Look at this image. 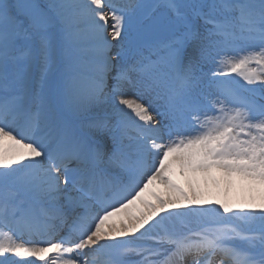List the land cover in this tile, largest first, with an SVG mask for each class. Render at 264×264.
Masks as SVG:
<instances>
[{"label": "snow or ice", "instance_id": "1", "mask_svg": "<svg viewBox=\"0 0 264 264\" xmlns=\"http://www.w3.org/2000/svg\"><path fill=\"white\" fill-rule=\"evenodd\" d=\"M0 264H264V0H0Z\"/></svg>", "mask_w": 264, "mask_h": 264}, {"label": "bare ground", "instance_id": "2", "mask_svg": "<svg viewBox=\"0 0 264 264\" xmlns=\"http://www.w3.org/2000/svg\"><path fill=\"white\" fill-rule=\"evenodd\" d=\"M185 183L186 185H184V187L187 188V182ZM200 188L201 190L204 191L205 198L211 197L213 199H220V200L225 199L224 192L222 190H218L213 185L212 186L208 185L207 188H205L204 185L203 186L201 185ZM241 195H242L241 193H238L236 190L232 189L228 193V199L230 200V202L239 203L241 201Z\"/></svg>", "mask_w": 264, "mask_h": 264}, {"label": "rangeland", "instance_id": "3", "mask_svg": "<svg viewBox=\"0 0 264 264\" xmlns=\"http://www.w3.org/2000/svg\"><path fill=\"white\" fill-rule=\"evenodd\" d=\"M217 175H218V174H217ZM175 179H176L177 182L180 183L182 186L186 185V183H185V182H186V178H185V177H182V176L177 175V176L175 177ZM199 185H200V187H201V185H202V186L204 185V182H203L202 179L199 181ZM209 185L212 186L211 183H209ZM160 190L163 191V188H161ZM233 190H236L238 193H240V191H239L238 188H234ZM202 191H203V190H202ZM203 192H204V191H203ZM236 196H237V195H236Z\"/></svg>", "mask_w": 264, "mask_h": 264}]
</instances>
